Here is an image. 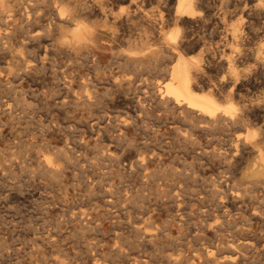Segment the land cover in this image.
<instances>
[{"label": "rangeland", "instance_id": "1", "mask_svg": "<svg viewBox=\"0 0 264 264\" xmlns=\"http://www.w3.org/2000/svg\"><path fill=\"white\" fill-rule=\"evenodd\" d=\"M130 7L126 0H0V264H159L179 250L185 264H196L202 252L195 236L216 243L236 231L264 235V184L244 191L246 162L231 166L232 135L196 131L195 140H185L178 121L158 106L154 86L143 84L163 87L167 77L137 72L131 62L141 52L132 41L145 27L131 25ZM60 10L67 21H59ZM81 21L98 33L75 49L58 30L71 33ZM131 78L142 83L132 94ZM261 89L255 95L264 99ZM250 131L242 136L257 133ZM228 189L247 212L231 211L228 199L218 204ZM154 234L152 243L145 238ZM248 263H264V252Z\"/></svg>", "mask_w": 264, "mask_h": 264}, {"label": "bare ground", "instance_id": "2", "mask_svg": "<svg viewBox=\"0 0 264 264\" xmlns=\"http://www.w3.org/2000/svg\"><path fill=\"white\" fill-rule=\"evenodd\" d=\"M126 1L130 2L131 4V7H130L131 8V13H130L131 14L130 16L131 25H134V24L138 25V23H140L141 25L143 24V26L145 27L143 28L145 31L144 36L138 37L139 39L137 40H134L133 38L131 39V40H134L132 41V45L138 46L141 50L140 53L131 55V62H134L135 69L137 70V72L146 71V72L156 73L157 75L161 74L162 76L167 77V81L163 83L164 85L163 87L159 84V82L152 83L151 85L146 84V83H143V84L146 86H151V88L152 86H154L156 90L157 98H158V101H157L158 106L163 108L166 112H170L172 114V117L178 121L179 124L176 125L177 133H179L180 135L182 133L181 136L185 140L188 141V140L194 139L193 136L196 131L197 132L198 131H201V132H209V131L212 132L213 131L214 133V131L218 130L219 132L223 131V132L228 133L229 136L232 135L231 137H233L232 139L235 145L232 148H234L235 151L234 153H232L233 156L230 159V164L231 166L240 168V167H243L246 162V166L244 167V170L242 172L241 183L243 184V186L244 184L246 185V188H244V191L247 192V194L252 193V191L255 189L256 186L264 184V146L262 145V143L264 142L259 139V136H261V138L262 136H264V99H260L255 95L256 92H259L258 91L259 89L261 88L264 89V0H126ZM104 7L106 9V5ZM9 9H10V5H9ZM87 9L90 10V8H87ZM99 11H100V15L102 14V16L106 17L103 10H99ZM82 12H85V11H82ZM89 12L90 11H88V13ZM16 13H18L17 10H16ZM60 13H61V10H60ZM91 13H92V9H91ZM82 15H84V13ZM8 17L10 18L9 15ZM92 18L94 19V17ZM65 20L67 21L65 14L64 15L60 14L59 21H65ZM128 21L126 20V23ZM93 28L95 27H92V32L90 34H84L80 37L73 36L72 32L71 33L68 32L64 26L59 27L58 31H59V34L62 37H64L65 41L70 45V47L79 49L83 46H86L89 42H91L90 39L96 33H98V32H95ZM164 29H172V30L169 32L168 35L163 36L162 31ZM131 32L133 33V31ZM37 33L38 35H40L41 32L39 33L38 31ZM20 34L18 35L20 36ZM33 34L36 35L35 33ZM51 36L53 37V35ZM36 39H38V37ZM2 40H3V37L0 36V46L2 44ZM7 42L9 41L7 40ZM0 50H1V47H0ZM0 83H2L1 78H0ZM139 84L142 86V83H139ZM139 84H137V80L135 81L134 79L131 78V94L139 90V86H140ZM142 100L139 99L137 102L139 107H142L140 106L142 104ZM135 103L136 102H135L134 97L131 96V109H133L134 112H136L137 110L136 109L137 105L134 106ZM161 120L160 122H158L159 124L161 123ZM184 126H188L189 129L184 130L183 129ZM255 128L257 130V133L255 134L246 133L245 136H242L243 135L242 131L248 132ZM211 132L209 134H211ZM206 134L207 133H205V136ZM214 136H218V134L216 133V135ZM177 137L179 136L175 137L176 141L179 139V138L177 139ZM187 141H185V143ZM211 141L213 142V140ZM189 146H190V143H189ZM171 147H174V146H171ZM132 149L133 148H131V150ZM172 149L175 150L176 148L174 147ZM254 150H257L256 151L257 155L254 157V160L250 162V158L248 155L254 152ZM225 154L224 156L227 155ZM149 155H152V154H149ZM186 155H187V152H186ZM147 162L149 163V161ZM138 165H140V167L146 166V164L141 163V161L138 163ZM235 170L233 172H235ZM187 174L188 176L190 175L189 172ZM188 176L186 177L187 180L189 178ZM224 181L226 180L224 179ZM221 183H224V182H221ZM247 185L250 187H247ZM252 188L254 189L251 190ZM233 190L228 189L224 193V196L222 195L223 192H221L222 199L219 197L220 202H218V204L221 205L226 202V199H228L227 201L230 200L229 202H231L230 203L231 211L235 210L238 213H242L245 211L247 212V208H248L247 205L246 206L244 205L245 202H242V205H239L237 201L240 198L238 197V195L233 196V193H235L234 192L235 190L234 191ZM232 191L233 193L229 194ZM241 192H243L242 189H241ZM244 194L245 193H243V196ZM212 195H214V192ZM230 195L232 196L231 198H230ZM212 197H217V196H211V198ZM185 200H186V197H185ZM207 204L209 205V200ZM213 204H216V203H213ZM165 206L167 207V205ZM211 214H214V213H211ZM229 215H230V212H229ZM232 231L233 230H231L230 232ZM242 232H244V234L246 233V235H235L237 234V231H236V232H233L234 235H229V237H224V236L220 237L216 243H214V241H211L206 237L195 236L194 238H192L196 242L200 243V246H201L200 252H202L198 254L197 256L198 259H196L197 260L196 264H245V262H248V261H250L251 263L257 262L259 260L261 253L264 252V235H247V233H251V231L249 230H243ZM147 237L150 238V241L152 243V241L158 238L159 235H155V234L145 235V238ZM156 243L157 242H155V244ZM162 246H164V244ZM179 251L178 252L172 251L171 253L165 255L159 264H185L184 260L186 261L187 259H185V257L183 256L184 255L182 254L183 251L182 252H179ZM191 262L192 261H190V264ZM147 264H157V263H155L153 259H150L148 260ZM261 264H264V263H261Z\"/></svg>", "mask_w": 264, "mask_h": 264}, {"label": "clouds", "instance_id": "3", "mask_svg": "<svg viewBox=\"0 0 264 264\" xmlns=\"http://www.w3.org/2000/svg\"><path fill=\"white\" fill-rule=\"evenodd\" d=\"M61 15H64V13L61 11ZM92 32V29L84 22H77L75 24V27L72 30V35L76 37H80L84 34H90ZM61 44L65 43V41L61 40Z\"/></svg>", "mask_w": 264, "mask_h": 264}]
</instances>
